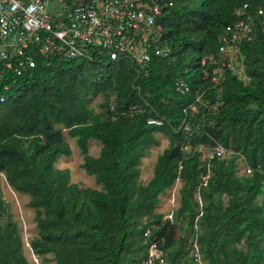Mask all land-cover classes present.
Returning a JSON list of instances; mask_svg holds the SVG:
<instances>
[{"label":"trees","instance_id":"16d2710c","mask_svg":"<svg viewBox=\"0 0 264 264\" xmlns=\"http://www.w3.org/2000/svg\"><path fill=\"white\" fill-rule=\"evenodd\" d=\"M167 2L161 41L174 60L154 57L143 75L124 60L104 66L87 58L39 59L32 74L14 84L18 95L11 90L0 104V172L13 190L30 197L37 232L29 246L42 262L138 264L155 239L169 262L195 264L183 246L191 234L207 264H264V33L258 20L240 44L243 74L224 67L216 83V64L203 63L217 59V38L243 16L237 10L246 3L244 11L255 14L264 0ZM177 77L191 93L174 89ZM98 94L104 101L94 113L88 102ZM197 94L208 107L195 102ZM155 115L163 117L161 126L147 124ZM63 129L99 189L81 188L68 169L55 167L59 156L71 153ZM157 133L169 144L142 184L139 163L158 145ZM89 139L100 142L98 156L88 153ZM218 145L228 157L201 158ZM239 157L245 174H238ZM177 178L180 205L173 222L163 221L155 210L159 195ZM5 210L0 196V216ZM6 212L0 264H31L18 224Z\"/></svg>","mask_w":264,"mask_h":264},{"label":"built area","instance_id":"2783aa9c","mask_svg":"<svg viewBox=\"0 0 264 264\" xmlns=\"http://www.w3.org/2000/svg\"><path fill=\"white\" fill-rule=\"evenodd\" d=\"M167 1L0 0V104L10 97L8 92L13 91L20 77L32 74L39 59L49 63L53 57L87 58L102 61L104 66L124 60L143 75L149 73L154 57L174 60L169 46L161 41L159 20ZM246 8L244 3L237 10L243 16L226 25L218 36L217 59L203 58V63L216 64L212 69V80L216 83L222 78L224 67L239 76L243 74L240 44L251 38L255 18L264 33V5L255 14L245 12ZM209 73L206 67L204 76ZM173 87L180 93H191L190 84L181 77L174 80ZM195 102L209 106L202 94L196 95ZM191 108L195 109V105ZM163 121V117L155 115L148 117L147 124L161 126ZM225 152L218 145L204 153L203 159L222 158ZM193 251L194 263L203 264L196 245ZM138 264L183 263L169 262L164 249L153 239Z\"/></svg>","mask_w":264,"mask_h":264},{"label":"rangeland","instance_id":"374dc122","mask_svg":"<svg viewBox=\"0 0 264 264\" xmlns=\"http://www.w3.org/2000/svg\"><path fill=\"white\" fill-rule=\"evenodd\" d=\"M111 94V93H110ZM18 95V90L12 91V96L16 97ZM113 95H110V100H112ZM104 101V95L98 94L91 97L88 102V106L93 110V112H99L101 110V103ZM57 126H60L59 124ZM63 134L65 140L68 142L71 153L68 156L61 155L57 158L54 163L55 167L60 169H68L70 181L78 184L81 188H100V185L95 183L94 177L92 175L86 174L84 169L81 167L83 162V155L80 151V148L76 145L75 139L70 137L67 133V129H63ZM156 137L159 140L158 145L152 146L149 150V153L143 156L139 163L140 175L139 181L142 184H146L148 180L153 175V168L156 162L157 155L162 152L169 144V140L166 136L157 133ZM101 148L99 141L95 139H89L87 142L88 153L92 156H98ZM229 152L226 151L224 157H228ZM201 158H204V154L201 155ZM238 174L247 173V168L242 157L237 159ZM182 186L181 181L177 178L174 184L166 189L159 195V203L156 206V211L163 215V221L168 219L171 222L174 220L173 212L180 205V188ZM0 196L1 200L4 202L5 209L11 213L12 218L17 222L18 228L21 234L23 241L24 254L28 261L31 264H54L53 260L42 262L40 258L35 255L29 246V239L36 235L37 227L34 220L35 210L27 206L29 201V196L26 194L19 193L13 190L7 183L4 175L0 172ZM194 196L198 198V194L194 193ZM3 211L0 216V220L4 221L6 219L7 212ZM170 215H172L170 217ZM196 235L191 237V234H188V240L183 245L185 249L189 251V255L192 257L195 250ZM201 255V253H200ZM47 257H51L50 254H47ZM201 260L203 264H207L205 260Z\"/></svg>","mask_w":264,"mask_h":264},{"label":"clouds","instance_id":"9594fccd","mask_svg":"<svg viewBox=\"0 0 264 264\" xmlns=\"http://www.w3.org/2000/svg\"><path fill=\"white\" fill-rule=\"evenodd\" d=\"M3 174V173H2ZM4 175V174H3ZM5 177V176H4Z\"/></svg>","mask_w":264,"mask_h":264}]
</instances>
